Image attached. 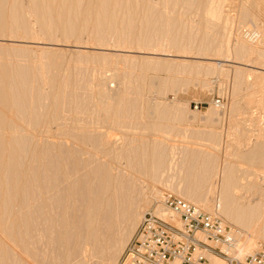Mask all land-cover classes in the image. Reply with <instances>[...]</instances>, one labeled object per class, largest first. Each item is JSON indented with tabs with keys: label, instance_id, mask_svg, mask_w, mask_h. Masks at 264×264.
<instances>
[{
	"label": "bare ground",
	"instance_id": "obj_1",
	"mask_svg": "<svg viewBox=\"0 0 264 264\" xmlns=\"http://www.w3.org/2000/svg\"><path fill=\"white\" fill-rule=\"evenodd\" d=\"M226 1L0 0V39H28L38 49L44 40L53 43L74 41L78 47L93 43L100 48L115 47L119 52L137 48L147 54L174 51L183 56L195 53L208 59L217 58L213 56L233 59L237 65H227L231 70L225 69L224 62L203 64L201 61L178 68L195 72L201 78L204 74H213L217 68L221 72L225 69L233 77V93L245 92L243 90L249 93H244L247 95H244V101L233 98L232 104L224 110V115L229 116V129L235 127V141L231 147H234L232 155L237 160L228 162L224 158L219 161V155L214 157L215 153L212 155L208 150L204 153V148L190 146L192 150L187 154L192 165L185 168L184 185L177 192L194 204L211 199L210 203H205L206 206L209 203L208 211L234 229L235 244L227 249L237 258L244 259L255 253V248L258 251L264 242V36L261 37L257 27L242 31L241 23L250 15L245 3L239 5V13L232 15L224 10ZM177 7L180 10H176ZM191 11L199 13L198 21L188 17ZM198 29H203V35H198ZM29 48L27 52L22 48L24 54L19 47L12 48L13 53L6 52L8 45L0 43V264H59V261L62 264H89L92 249L102 257L106 253L110 255L111 258L107 259L110 264L109 260L118 258L112 257L118 245L121 242L125 245L126 240H123L131 235L139 216L145 213H140L139 207L152 191L146 184L138 185L131 175L126 176L128 172L124 174L115 162L122 157H127L133 166L146 161L147 168L129 169L158 183L167 169L164 165L176 161H167L171 156L176 159L172 155L176 148L160 139L164 136L137 139L130 137L124 127L128 131L132 124H142L141 129L157 135L169 126L164 123L163 128L161 122L149 123L146 119L157 116L156 119L170 120L168 117L175 116V113L168 107L160 108L161 101L155 104L148 99L147 93L153 92L148 90L155 86L154 78H159L148 74L152 69L149 62L154 60L150 57L144 56L139 68L134 62H128L133 64L134 71L116 70L114 76L121 80V86L112 93L105 85L109 77L103 75L109 66L105 54L104 58L101 54L99 60L96 55L94 58L87 53L82 58L79 52L82 61L89 57V66L98 60L89 70L85 61L79 65L80 58L75 59L77 62L72 67V60L64 61L56 51L33 53ZM247 66L259 70L253 71ZM74 70L85 75L78 79L73 76ZM166 72L170 73L169 69ZM161 79L160 82L156 79L159 88L171 83H167L168 79ZM258 92L263 107L254 113L250 105ZM64 113L71 114L72 118L67 119L70 121L71 118V126L64 123ZM87 113L88 116H98V119L93 116L97 121L92 119L96 123L100 120L97 126L108 123L116 128L122 127L125 137L119 135L118 138L109 128L107 131H102L103 128L97 130L98 127L88 129V123L79 118ZM52 122L57 123L55 128L59 137L71 135L75 142L69 143L73 139L66 138L69 140L67 145L64 138L59 140L57 137L59 141L44 139L46 132L51 136L49 124ZM251 125L258 127L251 128ZM249 132H253L251 137ZM87 144L94 147L92 150H102L101 156L105 155L107 159L98 156L103 161L96 160L94 152L90 155L91 148L88 147L87 152ZM166 150H171V156ZM85 152L90 156L83 157ZM244 163L247 168H241ZM152 194L163 199L166 193L156 189ZM100 256L96 258L106 260ZM208 257L211 264H219L212 255Z\"/></svg>",
	"mask_w": 264,
	"mask_h": 264
},
{
	"label": "rangeland",
	"instance_id": "obj_2",
	"mask_svg": "<svg viewBox=\"0 0 264 264\" xmlns=\"http://www.w3.org/2000/svg\"><path fill=\"white\" fill-rule=\"evenodd\" d=\"M226 3L227 4L229 3V4L226 5ZM242 3H245L246 8H248V10L250 12V15L245 19V21L243 23H241V25L243 26L242 27V31L246 32L247 29H252L253 30V29H256L255 27H257L258 30L261 32V35H262L261 37H263L264 36V0H227L224 3L226 5V6L224 5V7H225L224 10H225L226 13L235 15L237 11L239 13V8L242 5ZM176 10H180V7H177ZM238 13H237V15H238ZM198 15H199V13L197 11H194V12L191 11V12L188 13V17H190L195 22L199 20L198 19L199 18ZM197 33H198V35H203V29H198ZM242 35H243V32H242ZM263 40H264V37H263ZM47 42H46V40H44L43 42H41L42 44L39 43V46H40V49H41L40 50V49H38L39 47L36 48L37 45H33L30 42V40H28V39L27 40L26 39H24V40L23 39H19V40L18 39L9 40V39H6V38L5 39H0V43H5L6 45H8V48L9 49H7L6 52H12L13 53V50L14 49H12V48H14V47H16L17 49H18V47L21 48V49L22 48L23 49L25 48L26 49V52H27L28 51V49H27L28 46L30 47L29 48L30 49L29 52L32 51L33 53L34 52L35 53H38L39 51L40 52H42V51L43 52H46L47 51L48 54H51L50 53L51 51L52 52L53 51H56L59 55L60 54L62 55L61 56V59H62V57H64V59H63L64 61L66 60V62H67L68 60H70V61L72 60L70 62L72 67H73L74 63L77 62V61H75V59L77 60L78 58H80V56H82V58H83L84 56H86L88 54V56L90 55L91 57H94L95 58V56H93V55H96V57H99V60H100L101 57H103L104 54H105L106 55L105 56L106 57V60L108 59L109 66L107 67L108 69H106V71H105L107 74L105 73L103 75L109 77V78H106L105 77L107 79V81H105L106 82L105 85L107 84L106 87L108 89H110V91L112 93L118 91V87L121 86V80L118 77H115L114 76L116 70L117 71H120V72H122V71L124 72V69H125V72L126 71L127 72L129 71L130 72V69H131V71H134V69L132 68V67H134L133 64H136L137 67L139 68L140 67V64H142L144 62V60H143V57L144 56L145 57H150L151 59H154V60H152V62L150 61L151 63L149 62V64H151V67H152V69L150 68V70L148 72L149 76H154L155 75V76L159 77V78H156L158 81L161 79L160 76H165V77L167 76V78L162 77L163 81H166L168 79V82L167 83L171 82V83H169V86L168 87H166V85H165V86H162L161 88H159V87L156 86V84L158 83V81L154 78L155 86L152 87V89L150 88V90H148V92L151 91V90H153V92L152 93L150 92L149 94L147 93L148 99L151 100L152 103L155 102V104H158L156 102L161 101V103L159 102V105H158V106H160V108H165L166 109L168 107L167 108L168 110L170 108V109H172L173 113H175V116L173 114V116L168 117L170 120L172 119L173 121L172 120L170 121L167 118H165V119H167L165 121V119L162 120L163 118H161V117H160L161 119L160 118L159 119H156L157 116H153L152 117V118H155V119H152L151 117H149V119H146V121L148 120L149 123L152 122V121H153L152 123H154L156 121L157 124L159 122H161L160 124L162 126L167 124L166 126H169V127L163 126V128L165 127L164 129H165V132L166 133L163 132V131L161 132L162 135H161V133H158V132H157V135H156V133L155 134L154 133H151V132L148 133L149 130L141 129L142 128L141 127L142 124H141V126H140V124H138L136 126L134 124H132L131 127L128 128L129 129L128 131L126 129L127 127H124V128H125V131L126 132H129L127 134L128 135L130 134L129 135L130 137H135L137 139H141L142 137L143 138H146V137L148 138L149 137V139H155V138L158 137L157 139H159L160 137L164 136V137H162L160 139H164L169 144L174 145L175 148H176V150H175L176 153H174V154L170 153L171 150L170 151L169 150H166L168 154L170 153L169 154L170 156H171V154L174 155V156H176V159L175 158L173 159V157L171 156L170 159H168L167 161L169 162V161H172V160L173 161L176 160L175 161L176 164H174L175 162H172V165L174 164L172 166V165H170V163L167 162L169 165H164L165 167L163 166L164 168H167V169L163 173V175L160 177V181L158 183H153V182H150L146 177H144V176L142 177V175H140L139 172H136V171H134L132 169H129V168H147V167H145V166H147V164H145L146 161H142L140 165L133 166V165H131L129 163V160H128L127 157H122L121 159L117 160V162H115V165L120 170H124V171H122V172H124V174L126 172H128L125 175L126 176L131 175L130 177L133 178L134 181L137 182V184L139 183L138 185H145L146 184L148 190H150L152 188V191L150 190L151 191L150 192L151 193L150 196L145 200L146 202L143 200L145 203L144 202H141L142 204L140 203L141 204L140 207H139V212L140 213H142L143 211L147 212L149 210H154V211L159 210V211H157V213H160V211L162 209V207H161V201H162V199H159V195L157 196L155 194L154 195L152 194V192H154L156 189L157 190H162L165 193H173V194L178 195L181 198H183L181 195H179V193L177 192V190H178V188L180 186H183L184 185L183 182H184V179H185V175H187V173L185 171L186 170L185 168L188 167V166H189L188 168H190V166L192 165V164H190V163H192V162H190V156H189V154H187V152H189L190 150H192V148L190 146L194 147V149L197 148V147L198 148H202V149L204 148L203 149V151L205 150L204 153L207 150H208L207 152L210 151V153L212 155L215 153L213 155L214 157L217 156V155H219V157L222 158V159L220 158V160H219V158H217L219 161H223L224 158H225L224 161H228V162H232V160H235V161L237 160V158H235L234 155H232L235 152L234 147H231L232 146L231 143L234 144V141H235L234 135H233V131H235V129H234L235 127L229 129V124H228V121H229L228 120L229 119L228 117L229 116H228V114L224 115V110L227 107L230 106V103L233 102L232 101L233 98L234 99L236 98V99H239L241 101H244L243 100L244 95L245 94H248L249 92L247 93L246 92L247 90H243L245 92L240 91V92H236V93L234 92L233 93V88H232V86H233V82H232L233 81V77L230 74L227 73V70H229L231 68V67H229L227 65H229V64L230 65L231 64L237 65L235 62H232L233 59L231 61V60L228 59V57L225 58V57H222V56H213V55H211L210 57L213 56V58H216L217 57L218 59L217 58L216 59H212V58L211 59H208V58H202L203 56H201L199 54H195V53H188L187 56H183V54H180V53H177V52H174V51H169L166 54H159V53H150V54H147V53H144V52L143 53L142 52H139V50H137V48H131V49L128 48L127 52L126 51H124V52L123 51L122 52L120 51L119 52L118 50H116L115 47H112V46L109 47V46H107L108 47L107 48L106 46H103V47L101 46L102 48H100L99 46H97L96 44H93V43H91V44L88 43V46L86 44V47H84L85 46L84 44H83V46L81 45L80 47H78L79 45L74 44V43H76L74 41L67 42V43L66 42L63 43L62 41L54 42V43L53 42H48L47 43ZM56 43H58V44H56ZM24 46H26V47H24ZM21 49H19L18 51H20ZM23 49L21 50L22 51L21 52L22 54H24V52H25V51H23ZM79 52L82 55H80L78 57ZM83 54H84V56H83ZM101 54H102V56L100 57ZM124 54L125 55H128L129 54L130 55V58H129V55L128 56H125ZM82 58H80V60L78 59L79 62L82 61ZM87 58H89V57H86V60L83 59L82 62L84 64V61H85L88 64L89 70H91L92 69L91 66H93V63H96L95 61H98V60H94L93 62H91V60H89L92 63L89 66V63H88V59ZM94 58H91V59H94ZM124 58H127V59L124 60ZM163 60H165V61L167 60V62H163ZM194 61H201L203 64H207L209 62L210 63L224 62L226 64V66H225L226 68L225 69H227V68L228 69L226 71L224 69V72L223 71L221 72L220 69L217 68V70H215V72L213 71L214 72L213 74L212 73L211 74H208V75L207 74H204V76L202 75V78L201 77H198V74H196L195 72H193V73L190 72V70H188V69L187 70L178 69L181 66H182V68L183 67H189V65L191 63H194ZM82 62L79 63V65H82ZM128 62L129 63L130 62L131 63L134 62V63L133 64H129ZM161 62L164 63V64H162ZM86 63H85V65H86ZM127 65H129V66H127ZM167 66H169V68H166ZM154 67H157L158 68L157 69L158 71L157 70L156 71H153ZM159 67H163V69H160ZM216 67H218V65ZM246 68H250L253 71H258L259 70L257 68H254L253 66H247ZM168 69H169V72L170 73H167L166 72ZM75 70L73 71L74 72V75L73 76H75V75L78 76V79L81 78L80 76L85 75V74L81 73V71H79V72L77 71V73H76ZM159 70H161L163 72H161ZM86 72H88V71H86ZM90 72L91 71H89V73ZM227 74L230 75V77ZM169 75L171 76L172 79L170 78ZM75 77H74V79H77ZM82 78H83V76H82ZM173 79L175 80L174 83H172V81H174ZM187 80H189V81H187ZM202 82H204V83H202ZM205 82H207L208 85L207 84L205 85ZM163 87H165V88L162 90ZM246 96L247 95H245V97ZM260 96L261 95H260L259 92L256 93L255 94V100L250 105V107H251L250 110L252 109V111L254 113L260 112L261 109H262V107H263V104L261 102H259V100L261 99ZM217 98H222L223 99L224 104H225L224 105V108L218 107L216 105ZM175 104H176V108H175ZM241 106H243V105H241ZM212 109H215L218 112L217 111L214 112L215 110L212 111ZM88 113H87V116H83L81 114V116L79 117V118L85 120L86 124L88 123V125H86L87 128L89 127L88 129H90V130L92 129L93 130V128L96 129V127H98L97 130H100V129L102 130V128H103L102 131H107V130L111 129V130H114L115 131V133L117 134L118 138H119V135H120V138H123V136L125 137V135H124V132L125 131H124V129L122 130V127L116 128L113 125L108 124V123H104L103 124L102 121L100 122L102 124H100L99 126H97L96 124H98V122L100 120L96 123L94 121L96 119L93 118V116L96 117V118L98 116H95L96 114L93 115V116L92 115L88 116L89 115ZM67 114L69 115V113H67ZM83 114H86V113H83ZM222 115H223V117H222ZM65 116H66V118H65ZM65 116L63 117L64 119H66L65 121L63 120L64 123H66V125H68V123H69L70 124L69 126H71V124H73V122L71 123V121H72L71 120V118H72L71 117V114L69 115L71 117L70 118V121L67 120L69 118V116H67L66 114H65ZM89 117H91V119ZM219 117H220V119H219ZM240 117H242V116L239 115V118ZM224 118H225V120H224ZM92 119H94V120H92ZM90 121L91 122L94 121L95 124H94V122L91 124ZM162 122H163V124H162ZM214 122H216V123H214ZM53 123L54 122L50 123L52 125L49 124V126H50L49 129H51L50 133H51V136L52 137L49 135V133L46 132V133L43 134V138L44 139L50 140L52 138L53 140L55 139V141H59V140H62V138H64L66 144L71 139H73V140H71L69 143L75 142V140H76L75 137L73 138V136H71V135H61L60 134L61 136L59 137L58 136L59 133L58 132H57L58 134L56 133V130H57L56 129L57 128L56 124L57 123L56 122H55V124H53ZM164 123H166V124H164ZM245 126H246V123H245ZM91 127H93V128H91ZM247 127H249V125H247ZM250 127L251 128H255V127L257 128L258 126L257 125L256 126L255 125H253V126L251 125ZM107 128H109V129H107ZM130 128H132V130ZM136 129H138V130H136ZM184 130L186 131V133H185ZM199 130H201V131H199ZM219 130H220V133H219ZM227 130H231V131H227ZM133 131L134 132H137V133L134 134ZM212 131H214V132H212ZM211 132L214 133V135L211 134ZM215 132H218V134H221V135L223 134V135L222 136H220L218 134L215 135L216 134ZM251 133H253V132H249L250 137L252 135ZM159 134H160V136H158ZM226 134H227V136H226ZM228 134H230V135H228ZM209 135H211L213 137L216 136L215 138H217V139H215V138H213V137H211ZM200 136H201V138H200ZM217 136L222 137V139L221 138L219 139ZM57 137H59V140H58ZM66 138H68L69 140L66 139ZM119 141H121V139H119ZM219 141H221L222 143L219 142ZM216 142H219L220 145H221V147L219 146V143H216ZM75 144L76 143H74L73 145H75ZM88 144L86 146V149L87 150L89 148H91V147H89ZM229 145H230V147H229ZM69 146H71V145H69ZM218 147H219V149H218ZM93 148L94 147H92L91 150H90V152L92 151L90 153V155L92 156V153L94 152L93 153V157L94 156L97 157L96 160L101 161L102 159H104V160L107 159V157L105 155H102L101 156V154H103L102 150H100V152H99V150H97V149L96 150L95 149L92 150ZM84 151H86V150H84ZM97 151H98L99 155H98V153L97 154L95 153ZM87 152H89V150ZM210 153H208V154H210ZM226 153L229 156H227ZM88 154H86V152H85V154H83L84 156L83 155L82 156L87 158V156H90ZM94 154H96V155H94ZM169 155H168V158H169ZM98 156L99 157H102V159L101 158L98 159L99 158ZM185 162H186L187 166H185L186 165ZM199 165L200 164L198 162L197 163V167ZM242 165H243V167H241ZM131 166H133V167H131ZM168 166H170V167L168 168ZM241 166H240L241 168H244V167L247 168L248 167V165L245 164V163L244 164H241ZM194 168H196V167H194ZM126 169L127 170H131V171H127ZM213 173L212 174L216 178L215 171ZM134 175H136V177ZM183 177H184V179H183ZM215 178H213V179H215ZM151 184H155V185H152L151 186ZM151 195L154 196V197L157 196L156 199L154 197H152ZM160 198H162V197H160ZM209 200L211 201V199H208L205 202H203V201L202 202H199V203L197 202L196 205H198L199 207H202V208L204 207L203 209L206 208L205 210H208V208H209L208 207V204L210 203ZM187 201H190V200H187ZM190 202L193 203L194 201L191 200ZM206 202H209V203H207V206L205 204ZM159 206H160V209L158 208ZM144 208H146V209L144 210ZM144 214L145 213H143L142 215L139 216L138 221H137V224L135 226V229L133 230V232L131 233V235L126 236V238L123 240V241L126 240V243L123 242L125 245H123L122 242L118 245L117 251H115L116 253L114 255H112V257L116 256L115 259L117 257L118 258L116 260H114V261L109 260L111 262L110 264H129L130 263L129 262L130 261L129 258L127 259V249L129 247L130 241L132 240V238L134 237V235L136 233V230L138 229V226H139V224L141 222V219H142V217H143ZM261 243L262 244L260 246L263 247L264 246V242H261ZM88 247H89V245H88ZM118 248H121L122 250H120ZM258 249L259 248L257 247V250ZM94 251L96 252V255H95V252ZM253 251L256 252V248ZM252 253H254V252H252ZM91 254H93L94 257L92 255H90V256L93 257L94 259L91 258V257H88L89 264H98V263L99 264H109V263H107L108 262L107 259L111 258V256L108 255L107 253L106 254H103L104 255L103 256L104 258H103L102 257V254H99V253H97V251L95 249L94 250L92 249L91 250ZM98 255L99 256L101 255L100 257H102L103 259H106V260H102V259L100 260L99 258H96V256H98ZM107 255H108V257H105ZM212 256H213V258H216L219 261V264H225V262L222 259H220L219 257L214 256V255H212ZM57 259L60 260L62 258H59L58 257ZM61 261H63V259ZM94 261H96V263H94ZM56 263H58L57 260H56ZM60 263L62 264V262L59 261V264ZM176 264H178V263H176Z\"/></svg>",
	"mask_w": 264,
	"mask_h": 264
},
{
	"label": "built area",
	"instance_id": "obj_3",
	"mask_svg": "<svg viewBox=\"0 0 264 264\" xmlns=\"http://www.w3.org/2000/svg\"><path fill=\"white\" fill-rule=\"evenodd\" d=\"M216 105L224 107L222 98ZM163 214L143 215L129 243V264H211L208 255L226 264H264V246L244 259L227 248L235 244L233 228L221 217L173 193L161 201Z\"/></svg>",
	"mask_w": 264,
	"mask_h": 264
}]
</instances>
